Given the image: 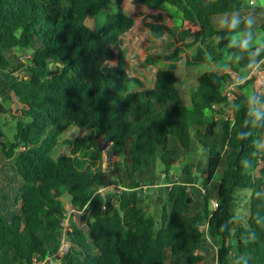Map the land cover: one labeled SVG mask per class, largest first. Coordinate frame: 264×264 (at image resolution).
<instances>
[{"label":"trees","instance_id":"obj_1","mask_svg":"<svg viewBox=\"0 0 264 264\" xmlns=\"http://www.w3.org/2000/svg\"><path fill=\"white\" fill-rule=\"evenodd\" d=\"M110 3L0 0V71L12 79L7 116L15 122L7 140L0 115V264H40L57 251L64 195L90 218L86 230L69 218V248L59 264H206L198 252L206 236L216 264H231L234 253L264 264V230L255 221L264 215V197L255 196L264 191V156L241 166L252 138H237L244 114L229 111L254 80L235 89L232 101L223 95L231 82L225 70L240 66L227 64L228 41L217 43L223 34L210 24L241 0H118L101 21ZM165 39L172 51H150ZM192 48L177 70L171 62ZM71 126L91 133L63 140L70 154L54 159ZM101 140L116 158L111 169L77 162ZM199 149L208 151L199 194L187 180L169 181L156 222L143 204L144 188L154 183L137 174L159 163L171 178L182 160L181 174L191 178L186 159ZM240 190L250 192L248 215L224 229L237 217ZM250 230L256 239L246 241Z\"/></svg>","mask_w":264,"mask_h":264},{"label":"clouds","instance_id":"obj_2","mask_svg":"<svg viewBox=\"0 0 264 264\" xmlns=\"http://www.w3.org/2000/svg\"><path fill=\"white\" fill-rule=\"evenodd\" d=\"M210 24L217 33L223 34L215 36L217 43L225 39L228 41L227 64L240 66L231 82L232 87L239 89L249 80H254L242 101L229 106V111H242L244 114L237 138H252L251 153L240 161L241 166L247 169L252 166L253 158L258 160L264 156V0H241L235 8L211 16ZM206 59L211 60V55L206 54ZM255 196L264 197V191H257ZM237 219L234 217L222 227L226 229L229 223ZM255 221L264 230V215L257 213ZM244 239L255 240V230H250ZM249 261L250 258L243 254L234 253L231 258V264H249Z\"/></svg>","mask_w":264,"mask_h":264},{"label":"rangeland","instance_id":"obj_3","mask_svg":"<svg viewBox=\"0 0 264 264\" xmlns=\"http://www.w3.org/2000/svg\"><path fill=\"white\" fill-rule=\"evenodd\" d=\"M118 0H111V3L109 4L107 9H104L100 15L99 19L105 20L106 16L112 11L115 10L116 4ZM179 19L176 18V25L179 24ZM87 24L90 27H93V20L89 18L87 20ZM264 35V33H262ZM129 48V46H128ZM174 49L173 45H171L170 39H165L163 41L155 40L152 42L150 51L155 54H161L165 55L172 51ZM195 49L186 50V52L182 53L181 58L171 62V64L177 68V70L181 71L183 70L185 66V55H192L194 53ZM226 71V70H225ZM198 73V72H197ZM186 76V75H184ZM12 83V79L6 72L0 71V115L2 117V125L3 129L6 134L7 140H13L12 137L15 133V122L10 120L7 116V108H8V89ZM254 84V82H253ZM91 129L90 128H79L75 126H71L67 129L66 132H64L60 138V141L58 145L55 147L53 152L54 159H57L61 155H69L71 146L68 144H63V140H74L76 138L80 139L83 138L85 135L90 134ZM207 151L199 149V151L196 154H191L190 157L186 159L187 163L192 164L193 175L191 178L186 175L181 174V168L179 167L181 162H178L172 166L173 172L175 175H171V178H166L164 175V172H161L163 170V167L157 163L155 166V169L150 167H144L138 174L137 177L146 183L153 182L154 185L144 188L145 189V199L143 200V204L147 205L149 204L148 211L151 213V215L155 218L156 222L159 221L160 215H161V209L163 204V197L164 192L166 191V188L169 186H161V184L168 183L169 181H191L193 182L192 185H188L189 188H191L196 194H199V190H201L202 181H205V168L207 166ZM77 162H83V166L85 165H91V166H98L99 164L105 169L109 170L111 169V166L115 162L116 158L112 155L110 143L105 142L103 140L98 141V148L94 149H88L84 152L78 153L76 155ZM9 173L8 170H5ZM218 176H215V182L217 181ZM113 185H109L107 187L108 190L113 189ZM105 191H103L104 193ZM249 197L250 192L248 190H240L238 191V197L237 202L234 207V212L237 215V217L245 218L248 215L249 211ZM62 201L66 204V208L68 209L70 207V196L64 195L62 198ZM71 218L76 224L83 230H86V222L90 218V215L86 213V211L83 212H74L71 214ZM168 252V250H167Z\"/></svg>","mask_w":264,"mask_h":264},{"label":"built area","instance_id":"obj_4","mask_svg":"<svg viewBox=\"0 0 264 264\" xmlns=\"http://www.w3.org/2000/svg\"><path fill=\"white\" fill-rule=\"evenodd\" d=\"M226 73H228L230 75L231 78V82L232 80L235 78L236 76V72L228 69L226 70ZM228 83L225 86L223 95H225L229 101H232L234 99V91L235 89L232 87V84ZM211 207L213 209L217 208V201L216 200H212L211 201ZM84 209L76 211L72 205H70V207L67 209L66 208V213H65V218L62 221V230H61V244L59 246V248L57 249V251H55L54 253H50L40 264H59L61 261V258L63 257V255L68 251L69 248V242L67 240V230H68V220L71 217V214H73L74 212H83ZM207 223L203 224L200 226L201 230L205 231V233H207ZM207 235V234H206ZM206 239L209 241V238L206 236Z\"/></svg>","mask_w":264,"mask_h":264},{"label":"crops","instance_id":"obj_5","mask_svg":"<svg viewBox=\"0 0 264 264\" xmlns=\"http://www.w3.org/2000/svg\"><path fill=\"white\" fill-rule=\"evenodd\" d=\"M206 155H207V159H208V151H207ZM180 162H183V161L181 160ZM174 175H175V173H174ZM193 182L189 181V183H186V185L187 186L192 185ZM212 182L213 181L211 180L210 184H212ZM169 185H170L169 183L161 184V186H169ZM210 245H211V243L206 238H204L202 243L199 246L198 252L202 256L203 262H205L206 264H216L215 249L211 248Z\"/></svg>","mask_w":264,"mask_h":264},{"label":"water","instance_id":"obj_6","mask_svg":"<svg viewBox=\"0 0 264 264\" xmlns=\"http://www.w3.org/2000/svg\"><path fill=\"white\" fill-rule=\"evenodd\" d=\"M204 183H205V181L203 180V181H202V184H204Z\"/></svg>","mask_w":264,"mask_h":264}]
</instances>
